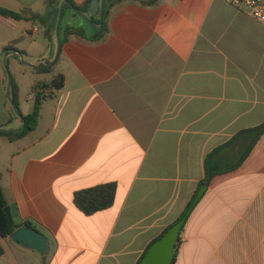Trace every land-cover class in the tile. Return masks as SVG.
Wrapping results in <instances>:
<instances>
[{"label":"crops","instance_id":"obj_1","mask_svg":"<svg viewBox=\"0 0 264 264\" xmlns=\"http://www.w3.org/2000/svg\"><path fill=\"white\" fill-rule=\"evenodd\" d=\"M65 1L0 0L41 16L0 13V130L24 127L12 81L22 115L44 97L35 130L0 135V183L15 223L49 242L41 255L0 235V264H140L203 185L175 264H264V135L236 168L252 136L234 140L264 124V26L231 0H110L98 40L99 13L66 3L62 26ZM106 183L115 203L85 215L75 193Z\"/></svg>","mask_w":264,"mask_h":264},{"label":"trees","instance_id":"obj_2","mask_svg":"<svg viewBox=\"0 0 264 264\" xmlns=\"http://www.w3.org/2000/svg\"><path fill=\"white\" fill-rule=\"evenodd\" d=\"M66 1L68 2V4L70 6L74 7L75 9H77L83 13H87L89 11L90 4L93 0H87L82 5L76 4L73 0H66ZM109 1L110 0H107V3L105 5L103 27L101 28L100 31H98V33L101 35V37L98 38V40L99 39L102 40L105 37V35L107 34V32H108L107 21H108L110 9L113 7V5L116 2H118L120 0H116V2H113L111 4L108 3ZM150 3H152V2H150ZM0 13L2 15H4L5 17L11 18V19L16 20V21H20L22 19H30V18L33 21H37L38 19H41L40 15H37V14L33 13L32 11L27 10V9L22 10L20 12H16V11L0 8ZM42 20L45 22V24H48V22L46 20H44V19H42ZM66 34H67V36H72V35H80L81 36V35H83L81 29H75V28H68ZM63 43H64V41L62 40V38H60L61 47H62ZM59 59H60V54H59L57 60L55 61V63L58 62ZM52 69H53V66L41 67L38 70L43 71V72H51ZM64 84H65V77L63 74H59L56 77H54L53 81L50 83V86L55 91H59L64 87ZM12 86H13L12 102H13V105H14L17 113L22 116L24 127L19 132H7V131L0 130V135L4 136L5 138H7L10 141H15V140H18V139L25 137L27 134H29L30 132L35 130L37 123H38V120H39V116H40L42 99L44 97H43V95H38L36 102H35V107H34L33 112L29 115L24 116L21 114L20 109H19L18 88H17V85L13 81H12ZM248 134H250L252 136V140H251L250 144L248 145V147L246 148L245 154L242 156L241 160L237 163L235 168L243 163V161L251 153L252 149L254 148V146L256 145L258 140L260 139V137L262 135H264V124H262L256 128L241 131L240 133H238L234 137V140H236V139H238L244 135H248ZM234 140L231 141V143L234 142ZM231 143H229V144H231ZM207 165H208V159H207ZM216 173H217V171H212V170L207 168V178L205 179L204 183L208 184L209 181L211 180V178ZM116 193H117V184L116 183L101 184V185H97L94 187H90V188H86V189H82V190L77 191L74 195V203L85 215L92 216L98 212H101V211H104V210L111 208L113 206V204L115 203ZM192 204H193V201L190 203L189 207L187 208L185 213L182 215V217L186 214V212L189 210V208L191 207ZM7 206H8V203L6 201L2 185L0 183V235L3 238L10 237L16 231V229L20 228L23 225H28L29 227H33V228L37 229L29 221H26L24 223H19V224L15 223V225H11L9 218L5 212V208ZM182 231H183V229H182ZM179 242H180V238H179ZM151 245L149 246V248L151 247ZM149 248L147 249L146 253L148 252ZM3 252H4V250L0 246V256L3 254ZM146 253H145V255H146ZM177 255H178V246L176 248V252H175L172 264L176 263Z\"/></svg>","mask_w":264,"mask_h":264},{"label":"water","instance_id":"obj_3","mask_svg":"<svg viewBox=\"0 0 264 264\" xmlns=\"http://www.w3.org/2000/svg\"><path fill=\"white\" fill-rule=\"evenodd\" d=\"M105 1L106 0H93L89 7V12L92 15L96 16L98 13L100 14L101 23L99 27L95 26V28L98 29H101L103 27ZM66 3L68 2L65 1L62 3L61 10L63 9ZM76 11L80 13L88 22L91 23L89 17L86 14L82 13L79 10ZM56 17L57 14L54 13L49 18V25H54ZM58 30L59 28H57V32ZM205 189L206 186L203 185L186 214L181 219H179L174 225H172L162 237H160L151 245L148 252L141 260L140 264H172L176 248L179 243L181 231L196 203L203 196ZM5 212L9 218L10 224L15 225V219L13 217L11 207L7 206L5 208ZM10 239L21 247L28 250L36 251L41 255H46L49 250V242L47 237L39 230L33 227H29L28 225H23L20 228L16 229V231L10 236Z\"/></svg>","mask_w":264,"mask_h":264},{"label":"built area","instance_id":"obj_4","mask_svg":"<svg viewBox=\"0 0 264 264\" xmlns=\"http://www.w3.org/2000/svg\"><path fill=\"white\" fill-rule=\"evenodd\" d=\"M231 4L264 26V0H231Z\"/></svg>","mask_w":264,"mask_h":264},{"label":"rangeland","instance_id":"obj_5","mask_svg":"<svg viewBox=\"0 0 264 264\" xmlns=\"http://www.w3.org/2000/svg\"><path fill=\"white\" fill-rule=\"evenodd\" d=\"M72 11V10H71ZM64 12V16H63V18H64V20H63V24H62V26L64 27L65 25H66V22H67V19H68V13H69V9L68 8H66L65 10H61V8H60V13L62 14ZM50 18V17H49ZM95 26V25H94ZM63 31V30H62ZM62 31H61V33H62Z\"/></svg>","mask_w":264,"mask_h":264}]
</instances>
